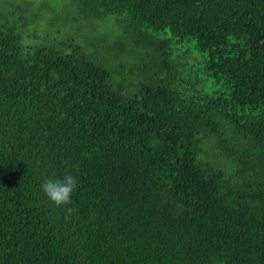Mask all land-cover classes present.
<instances>
[{"label": "trees", "instance_id": "1", "mask_svg": "<svg viewBox=\"0 0 264 264\" xmlns=\"http://www.w3.org/2000/svg\"><path fill=\"white\" fill-rule=\"evenodd\" d=\"M68 1H0V264H264V0Z\"/></svg>", "mask_w": 264, "mask_h": 264}, {"label": "rangeland", "instance_id": "2", "mask_svg": "<svg viewBox=\"0 0 264 264\" xmlns=\"http://www.w3.org/2000/svg\"><path fill=\"white\" fill-rule=\"evenodd\" d=\"M0 1L2 2L4 0H0ZM5 1H7V0H5ZM18 1H22V0H18ZM68 2H69L68 0H65L64 2L63 1H56V0H37L35 9H33V13L27 12V15L30 16L32 14L34 15L35 13H38L39 17L37 19V23L41 24L43 26H47V25L51 24L52 26H49V27H52L51 29L62 28L63 30H65V29L66 30H76L77 26L75 24H70L69 21H68V23H66L67 21L65 18L63 20H60V21L59 20L54 21L51 18L53 13H54L53 11H56V10L59 11V10L63 9L64 5L67 4ZM59 8H61V9H59ZM40 16H43V17L40 18ZM111 26H113L115 29L118 28L117 24H115V23L114 24L111 23L108 25V27H111ZM83 37L92 38V35L88 34L87 30L82 25V41H83ZM140 52H141V54H143L141 50H140ZM119 71H120V68H119ZM137 74H138V71L135 70L134 75H137Z\"/></svg>", "mask_w": 264, "mask_h": 264}, {"label": "clouds", "instance_id": "3", "mask_svg": "<svg viewBox=\"0 0 264 264\" xmlns=\"http://www.w3.org/2000/svg\"><path fill=\"white\" fill-rule=\"evenodd\" d=\"M42 193L56 207L67 206L71 203L72 194L78 188V180L71 173L64 175L62 179H46L40 186ZM67 211L71 213L72 209Z\"/></svg>", "mask_w": 264, "mask_h": 264}]
</instances>
